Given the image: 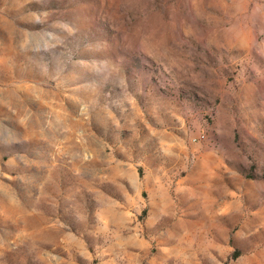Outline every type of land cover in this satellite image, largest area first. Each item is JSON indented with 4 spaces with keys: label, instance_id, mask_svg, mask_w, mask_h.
Returning a JSON list of instances; mask_svg holds the SVG:
<instances>
[{
    "label": "rangeland",
    "instance_id": "374dc122",
    "mask_svg": "<svg viewBox=\"0 0 264 264\" xmlns=\"http://www.w3.org/2000/svg\"><path fill=\"white\" fill-rule=\"evenodd\" d=\"M0 264H264V0H0Z\"/></svg>",
    "mask_w": 264,
    "mask_h": 264
}]
</instances>
